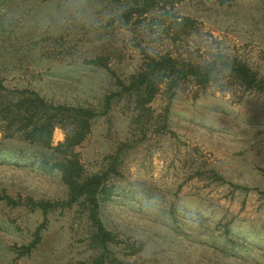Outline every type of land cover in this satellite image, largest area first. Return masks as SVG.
Returning <instances> with one entry per match:
<instances>
[{
    "label": "rangeland",
    "instance_id": "374dc122",
    "mask_svg": "<svg viewBox=\"0 0 264 264\" xmlns=\"http://www.w3.org/2000/svg\"><path fill=\"white\" fill-rule=\"evenodd\" d=\"M142 1L0 0V105L28 88L104 111L74 146L86 175L128 143L99 208L107 248L80 202L43 213L0 200V264H264V92L225 69L205 85L164 76L143 110L122 86L166 53L205 64L221 51L264 76V0ZM64 135L56 126L52 145ZM44 152L0 130V188L66 199L59 172L37 168Z\"/></svg>",
    "mask_w": 264,
    "mask_h": 264
},
{
    "label": "trees",
    "instance_id": "16d2710c",
    "mask_svg": "<svg viewBox=\"0 0 264 264\" xmlns=\"http://www.w3.org/2000/svg\"><path fill=\"white\" fill-rule=\"evenodd\" d=\"M222 2V0H220ZM148 10L155 5L156 0H143ZM223 65V68H222ZM229 71L243 85L259 89L264 92V76L258 75L247 63L235 56L221 51L205 64H189L171 53L150 57V61L131 75L127 82L122 83L125 90H134L138 93V103L143 110L149 109V103L159 90V83L164 78H170V86L176 85L179 78L192 75L198 84H207L214 75L221 70ZM165 76V77H164ZM3 86L0 82V92ZM16 101H4L0 105V130L5 136H16L30 144L39 145L44 153L38 157L37 168L45 173L56 170L61 181L67 187L66 199L60 201L35 200L31 196L15 198L9 195L4 188H0V200L10 205H25L31 210L40 209L46 213L56 206H71L80 202L86 208L95 231L94 241L99 248H107L113 242L112 233L105 228L99 217V208L103 200L110 196L106 183L108 174L116 170L121 151L128 145L123 143L111 156V164L105 171L84 174L83 165L74 151V146L80 143L90 132L92 119L99 114L95 107L82 105L54 104L40 96L35 90L28 88L16 89ZM119 92L105 97L104 108H108L110 98ZM0 96L3 95L0 93ZM1 102V101H0ZM61 126L65 129L63 140L52 145L53 129ZM39 228L35 231L33 245L40 238ZM95 262H103L102 255H97ZM79 264V263H76Z\"/></svg>",
    "mask_w": 264,
    "mask_h": 264
}]
</instances>
